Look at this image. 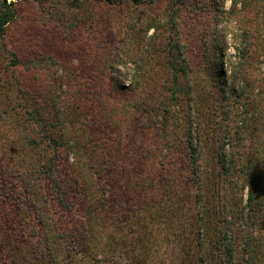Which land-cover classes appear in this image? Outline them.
<instances>
[{"label":"rangeland","instance_id":"rangeland-1","mask_svg":"<svg viewBox=\"0 0 264 264\" xmlns=\"http://www.w3.org/2000/svg\"><path fill=\"white\" fill-rule=\"evenodd\" d=\"M15 2V17L0 39L2 262L23 258L24 264L27 258L19 235L28 203L17 195L25 208L17 221L9 211L22 150L42 143L36 153L42 156L41 147L52 138L59 147L55 177L81 183L88 193L83 211L92 213L95 199L104 197L121 222V264H189L204 253L219 255L217 249L212 253L211 239L197 245L196 232L186 231L188 236L187 225L180 226L198 211L206 214L198 205L191 213L176 206L188 185L198 192L188 181L187 128L191 121L197 124L204 182L214 180L219 142L225 139L230 147L226 139L237 130L247 136V148L235 150L249 151L263 177L257 199L264 201V0ZM2 10L0 0V16ZM110 137L116 142L101 147L99 140ZM121 180L129 190L135 183L153 185L146 194L123 197ZM44 186L55 189L50 181ZM66 192L76 207L81 202L71 196L76 188ZM193 192L184 199L196 201ZM200 193L207 199V191ZM242 207L244 201L241 212ZM244 212V219L232 218L234 228L242 231L254 221L257 257L241 253L238 239L232 264H264V205ZM103 226L90 237V254L72 253L76 243L66 234L64 241L55 238L56 262H116L103 245L108 238Z\"/></svg>","mask_w":264,"mask_h":264},{"label":"trees","instance_id":"trees-1","mask_svg":"<svg viewBox=\"0 0 264 264\" xmlns=\"http://www.w3.org/2000/svg\"><path fill=\"white\" fill-rule=\"evenodd\" d=\"M15 1L3 0V10L0 16V39L4 38L6 26L15 17ZM176 1L182 2L183 0ZM218 55L219 57L215 58L217 65L220 60V54ZM218 72L220 73L221 70L219 69ZM196 125L191 121L187 128L186 147L187 152L188 150L190 151L188 152V172L190 177L188 181L190 184L197 185L198 192H193L191 186L188 185L183 189V194L178 193L188 198L191 197L193 192L196 201L192 202L183 197L179 199V202H176V206L180 208V211L186 210L190 211V213L194 210L196 211L197 205L200 209L201 207L202 210L204 209L206 214H201L198 211L194 217L192 215L187 222H182L180 226L187 225L183 230L185 234H187L186 231L191 230L196 232L197 238L200 240L197 245L203 246L205 238L211 239L212 253L213 250L217 249L219 250V255L204 253L197 257V261L190 259L189 264H232L235 262V246L238 239H240L239 244L243 247L241 253L245 252L250 260H255L257 255L254 250L259 243H256L251 231L254 221L247 222V228L242 231H235V222L233 221L235 216L236 218L241 217L244 219L241 215V213L245 214L244 211H254V208L260 211L264 205L263 200L257 199L263 193L261 182L263 177L260 178V173L254 169L249 151L238 153L239 150H235V147H239V149L247 148L244 142L247 140V136L244 135L246 137L242 138V133L237 130L235 137L229 136L226 139L230 147L227 148L225 139L224 142H219L216 147L217 159L216 173H213L214 180L207 178L206 182H204L201 178L198 162L199 143ZM234 138L235 141L233 142L235 145L232 144V139ZM53 140L55 139L52 138V142L46 147H41V150L44 151L40 153L42 156L38 155L39 146L42 143H33L28 146L29 149L24 148L22 150V163L19 165V173L15 174L16 178L17 176L19 178L12 181L13 185L10 195L15 204L9 208L10 219L17 221L20 218L17 213L20 211L25 212V208L20 204V199L17 197L18 194L22 196V200L27 201L29 206L28 216L26 219H22L21 223L24 229L19 235L20 237L21 235L24 236L25 244L23 245H25V250L27 251L25 254L27 258L24 259V264H58L56 262L58 257L55 247L56 241L54 239L59 237V239L63 240V234H66L65 236H68L70 240L76 243V251L70 249L72 253L80 255L81 252L92 253L91 249H89L91 244L90 237L93 238L95 228L100 223L104 224L102 232L106 229L108 237L107 240H104L105 243L103 245L113 250L112 254H116L118 259L113 264H121V239L118 237L119 232L121 233V222L114 216L113 209L106 205L107 202L103 199L104 197L99 196L95 199L96 208L92 210V213H89L87 209L83 211V203H86L88 193L81 187V183L78 180H73L70 183L71 181L67 179L55 177L59 167L57 154L59 147L57 142ZM99 141L101 147H104L105 144L116 142L112 137L102 138ZM37 151L38 154L36 155ZM46 181H50L55 189L46 188L44 186ZM126 183L128 181L121 180V195L123 197H128L129 192L136 195L146 194L153 185L150 183L144 188L142 183L140 185L135 183L133 189L129 190ZM68 187L76 188V195L72 193L71 196L81 201L77 204L78 208L74 206V203H69L70 201L65 197L70 194L66 192ZM201 188L207 191V199L202 196V193L206 194V192L200 193ZM247 188L248 192L246 193V200H244L243 196L245 193L243 194V192ZM124 189L128 191L127 194ZM226 193L228 198H226ZM222 198L224 201H222ZM243 201L245 202V209L242 207L243 211L241 212L239 204H243ZM92 215L95 217H92ZM97 219L100 223L94 222ZM115 222L118 223L117 226H114ZM218 224L219 226L217 227L216 225ZM118 226L120 230L117 229ZM187 235L189 236V234ZM0 243L4 242L0 239ZM188 244H191V241ZM16 263L23 264V258L13 262L7 258L2 262L0 257V264Z\"/></svg>","mask_w":264,"mask_h":264}]
</instances>
